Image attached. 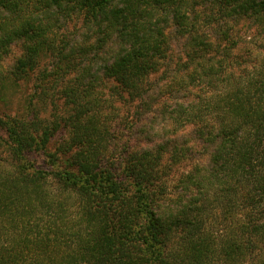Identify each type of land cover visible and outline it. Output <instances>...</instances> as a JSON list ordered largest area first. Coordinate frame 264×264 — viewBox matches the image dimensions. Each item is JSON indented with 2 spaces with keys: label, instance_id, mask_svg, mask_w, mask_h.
I'll return each instance as SVG.
<instances>
[{
  "label": "trees",
  "instance_id": "obj_1",
  "mask_svg": "<svg viewBox=\"0 0 264 264\" xmlns=\"http://www.w3.org/2000/svg\"><path fill=\"white\" fill-rule=\"evenodd\" d=\"M251 30L264 35V0H0V102L36 83L68 106L0 112V264H264V57L234 54ZM163 94L191 144L105 164L104 104L152 111Z\"/></svg>",
  "mask_w": 264,
  "mask_h": 264
},
{
  "label": "rangeland",
  "instance_id": "obj_2",
  "mask_svg": "<svg viewBox=\"0 0 264 264\" xmlns=\"http://www.w3.org/2000/svg\"><path fill=\"white\" fill-rule=\"evenodd\" d=\"M242 39L239 40V46L234 51V54L239 57L242 56L245 60H258L264 57V35L254 34L251 31L242 35ZM173 49V54L177 55L179 52ZM22 53V48L20 43H15L11 47V52L9 55L4 57L1 61L2 68L8 70L12 66L14 60L19 57ZM46 63V62H45ZM44 63V66L46 65ZM36 83H31L27 86L21 87L19 90L6 88L5 90V101L0 102V112L5 111L11 114L15 112H23L25 104L23 100L31 99L33 104L32 109L35 112L39 113V116L46 120H53L54 114H60V116L68 115V106L64 101L65 98L55 99L57 107L56 108L50 104V99H46L44 95L40 94V88L36 89ZM108 86L101 91L95 92L102 99L108 94ZM42 90V88H41ZM51 95V92H49ZM47 96V95H46ZM50 98V96H48ZM112 100V104H104L103 114L106 117L103 119L104 127H107L108 134L106 133V148L102 152V160L105 164H114V167L118 169L122 162V158L127 156L130 151L141 149H153L158 144H162L165 140H175L179 144V140L182 138L186 139L188 144H191L189 138H192V129L191 127H182L177 133L172 132V126L169 121H167V116L162 114L160 110L161 106H166L167 104L173 105L172 98H169L168 95L163 94L158 97L157 101L153 104L152 111L149 109H144V107L136 108V103L122 105L117 101ZM138 105V104H137ZM65 130H58L54 138L53 149L56 145L66 138ZM194 147V145H193ZM202 152L201 149H197ZM203 153V152H202ZM0 155L5 156L4 152H0ZM210 155V150H206V154L202 158H191V161L188 162L190 166L192 164H205ZM167 157H165L166 159ZM36 160H41L39 157H36ZM184 162H180L173 167V170L170 172L169 185H173L177 181L178 177L184 170H187L188 167H183ZM173 181V182H172ZM231 220L221 221L217 220L215 222L214 231L219 233L222 228L225 227L228 222Z\"/></svg>",
  "mask_w": 264,
  "mask_h": 264
}]
</instances>
